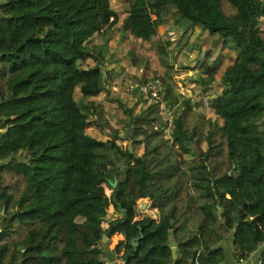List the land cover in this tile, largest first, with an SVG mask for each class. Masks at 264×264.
<instances>
[{
  "label": "trees",
  "instance_id": "obj_1",
  "mask_svg": "<svg viewBox=\"0 0 264 264\" xmlns=\"http://www.w3.org/2000/svg\"><path fill=\"white\" fill-rule=\"evenodd\" d=\"M167 19L182 35L213 37L202 50L212 61L196 60L204 71L185 76L192 95L168 104L171 121L164 100L141 93L132 108L120 104L116 127L105 115L108 38H155L169 102L176 81L157 36ZM261 21L264 0H0V264H106L101 239L112 224L122 264H172L171 234L174 264H190V250L220 264L226 241L235 263L256 255L264 264ZM143 198L158 219H135ZM110 205L125 214L104 229Z\"/></svg>",
  "mask_w": 264,
  "mask_h": 264
},
{
  "label": "rangeland",
  "instance_id": "obj_2",
  "mask_svg": "<svg viewBox=\"0 0 264 264\" xmlns=\"http://www.w3.org/2000/svg\"><path fill=\"white\" fill-rule=\"evenodd\" d=\"M118 6H121V4L118 3ZM260 26L264 32V21H261ZM157 31V36L161 40L160 46H163L168 54L167 59L171 66V69L170 71L168 70V73H170L173 77V80L176 81V87L173 90L175 94L169 99V102L165 100L163 93L164 102L161 103V108L164 118H167V113L169 110L168 104H176L179 101V97L181 96L179 95V92L188 93V90L193 87V83H187L186 80H184L185 75L191 74L192 70L194 69H198V71H202L203 69V67H200V70L198 66L193 65L198 54L204 62L209 63L212 61V59L209 57L203 58V54L201 55L200 52L203 47H207L209 45L213 37L207 38L205 34H200L199 37H196L197 33L199 32L198 28H195L194 30H188L182 35V32L175 28V25L171 19H167L163 25H159L157 27ZM101 40L102 38H96L95 43H98ZM117 40V35L110 36L108 38L107 44L108 49H103V52L105 56L106 69L111 75V85L113 84L115 86V89L112 88L113 93L110 95L114 96V98L111 97L114 101H105V115L107 118L112 120L110 121L116 127H119V122L124 121L123 109L120 104H124L132 108L137 99H146L145 97L141 96V93L138 90V87L142 85V81L146 79L143 68L145 67L146 71H150L148 76L151 78H149L147 82L151 80H160L162 87H164V80L162 79V75H158V70L155 68L156 65L162 66L161 64L163 62L160 61L157 56L158 46L155 44V38L152 39V42L138 44L137 42H129L127 38H122L119 43L116 42ZM128 49L132 50L133 55L137 58L136 61H133L132 57H130V55L127 53ZM231 64L232 61H224L219 67L220 71L224 72ZM154 71H157V74ZM221 72H219V74H221ZM164 73L165 71L163 72V75ZM215 89L213 88V91H208L206 96H215L220 92L219 90ZM97 99L104 100L103 94L98 96ZM140 110H142L141 107L139 108V111ZM135 112L136 110L134 113ZM168 118L170 117L168 116ZM122 134L124 135V132ZM126 143V140H123L122 146H125ZM113 157L117 158L116 156ZM186 157L188 158V156ZM105 192L109 193L110 190L105 187ZM150 203L151 201L149 198H143L138 201L135 211V219H138L141 216H150L158 219L159 214L155 209L149 208ZM141 204H146V207H142L143 210H141ZM120 215L121 214L119 213L117 214L112 205L109 206L106 215L109 220H112L113 218ZM81 220H83V218L77 219V221ZM106 224L107 221L101 223L102 227L104 228L107 227ZM119 236L122 235L114 234L109 238V248H113V245L116 243V241H119V239H117ZM92 240L96 241L95 244H99V238ZM118 264H122L121 258L118 259Z\"/></svg>",
  "mask_w": 264,
  "mask_h": 264
},
{
  "label": "crops",
  "instance_id": "obj_3",
  "mask_svg": "<svg viewBox=\"0 0 264 264\" xmlns=\"http://www.w3.org/2000/svg\"><path fill=\"white\" fill-rule=\"evenodd\" d=\"M198 34V33H197ZM211 42V41H210ZM204 48H206V47H203L202 48V50L204 49ZM199 49V48H198ZM197 49V50H198ZM202 50H201V52H200V54L202 55ZM198 59H202V58H200L199 56L196 58V60H198ZM193 65H196L197 66V64H196V61L193 63ZM192 72H198V69H194V70H192ZM186 76V75H185ZM110 85V84H109ZM109 85H107V87H109ZM115 89V86L112 84L111 85V92L113 93V89ZM111 97H113L114 98V96H111ZM111 120V119H110ZM112 121V120H111ZM143 205H141V210H143ZM144 207H146V206H144ZM107 225V224H106ZM104 228V227H103ZM107 228V227H106ZM105 229V228H104ZM123 237L122 236H119L117 239H122ZM101 241L103 242L101 245H102V247H103V249H104V252L106 253V264H118V259L120 258V257H118V255H112L111 254V252H112V250H113V248H114V245L117 243V241H116V243L113 245V248H109V239H106V240H103V239H101ZM224 246H225V249H226V251H227V255H226V257H225V260L223 261V262H221L220 264H237V263H235L234 262V260H233V258H232V256H231V250H232V248H231V245H230V242L229 241H226L225 243H224ZM187 256L189 257V258H191V257H193V260H191V261H193L195 264H203V256L198 252L196 255L195 254H193V251L192 250H190L189 252H188V254H187ZM244 264H257V258H256V255H252L251 257H249V260L248 261H246Z\"/></svg>",
  "mask_w": 264,
  "mask_h": 264
},
{
  "label": "water",
  "instance_id": "obj_4",
  "mask_svg": "<svg viewBox=\"0 0 264 264\" xmlns=\"http://www.w3.org/2000/svg\"><path fill=\"white\" fill-rule=\"evenodd\" d=\"M192 95V93H191V91L190 90H188V96H191ZM192 103H195V100H192ZM129 150L132 152V146L131 145H129ZM234 172H233V170L230 172V174H233ZM116 183H117V180L116 179H114V181H112L111 182V185L113 186V187H115L116 186ZM143 206H146V204H143ZM217 209L220 211L221 209H220V206H218L217 205ZM118 211L119 212H121V214L122 215H124L125 214V211L124 210H122L121 209V207L120 206H118ZM3 213V210L1 211V214ZM232 219H233V221L235 222V223H238V221H239V215L237 214V215H235V216H233V217H231ZM104 220L105 221H108L109 220V218L107 217V216H105L104 217ZM115 226V224H112L110 227H109V230H108V232L106 233V235H103L102 236V239L103 240H106V239H108V238H110V236H111V230L113 229V227ZM235 229V227H233V230ZM142 236L140 235V236H138V237H135V238H132L131 239V241H130V245L132 246V248L135 250L136 249V247L138 246V241H139V239L141 238ZM168 247L170 248V250H171V257H172V264H174L175 263V260H176V256H177V244H176V241H175V239H174V237H173V234H171V239H170V241H169V243H168ZM23 251V250H22ZM19 264V263H18ZM190 264H195L193 261H191L190 262Z\"/></svg>",
  "mask_w": 264,
  "mask_h": 264
},
{
  "label": "built area",
  "instance_id": "obj_5",
  "mask_svg": "<svg viewBox=\"0 0 264 264\" xmlns=\"http://www.w3.org/2000/svg\"><path fill=\"white\" fill-rule=\"evenodd\" d=\"M139 92L156 100H163L162 84L160 80H151L139 86ZM168 120L171 121V117L168 118ZM239 264H244V262ZM258 264H261V261H258Z\"/></svg>",
  "mask_w": 264,
  "mask_h": 264
},
{
  "label": "clouds",
  "instance_id": "obj_6",
  "mask_svg": "<svg viewBox=\"0 0 264 264\" xmlns=\"http://www.w3.org/2000/svg\"><path fill=\"white\" fill-rule=\"evenodd\" d=\"M141 205H143V204H141ZM122 263H123V261H122Z\"/></svg>",
  "mask_w": 264,
  "mask_h": 264
}]
</instances>
